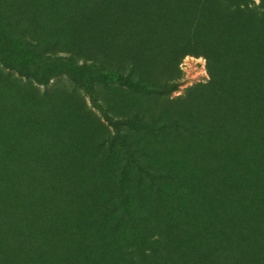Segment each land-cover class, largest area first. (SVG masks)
I'll return each mask as SVG.
<instances>
[{
	"label": "rangeland",
	"instance_id": "rangeland-1",
	"mask_svg": "<svg viewBox=\"0 0 264 264\" xmlns=\"http://www.w3.org/2000/svg\"><path fill=\"white\" fill-rule=\"evenodd\" d=\"M170 2L175 6L172 13L166 0H0V146L5 154H9L12 141L27 145L57 136L70 147L75 168L86 172L93 166L98 170L99 180L81 182L84 193L78 230L87 235L82 243L90 255L96 250L95 245L90 246L97 232L91 224L95 207H102L105 199L115 201L113 195H122L124 186L137 214L138 218L119 220L121 226L113 232L109 225L114 217L107 218L102 236L106 244L101 253L96 252L101 257L95 264H158L156 254L145 255L147 248L140 247V240L147 239L154 225L157 232L165 230L167 235L158 249L173 264H185L198 236L196 227L179 219L173 225L162 215L166 205L173 203V196L182 194L179 184L170 176L155 180L145 169L163 171L172 164L174 173L194 176L195 171L181 157L193 154L197 147L195 139L186 135L196 117L184 98L195 85L210 81L207 59L187 56L180 64L179 90L169 95L115 85L93 65L100 60L122 70L132 62L157 63L162 68L153 69L152 84L161 88L166 59L156 51L172 44L171 31L179 37L174 43L179 46L184 44L180 36L192 33L197 26L192 17L183 20L184 15L190 16L184 9L194 0ZM236 19L243 52H256L260 47L253 49V41L261 40L264 32L259 20L248 14ZM229 22L235 31L236 21ZM143 23L150 27L152 42L145 37L140 42L125 41L132 26L133 37L144 36ZM209 25L204 18L201 27L207 30ZM180 122L188 129L178 127ZM234 171L232 165L228 174ZM110 180L117 191L112 183L110 188L106 185ZM186 192L190 199L201 193L199 207L207 210L206 202L212 199L220 209L227 202L224 192L203 182ZM182 205L168 207L177 215L175 211ZM206 219L216 227L212 244L223 245L228 221L219 214ZM127 229L133 235H127ZM259 248L263 253L264 245Z\"/></svg>",
	"mask_w": 264,
	"mask_h": 264
},
{
	"label": "trees",
	"instance_id": "trees-1",
	"mask_svg": "<svg viewBox=\"0 0 264 264\" xmlns=\"http://www.w3.org/2000/svg\"><path fill=\"white\" fill-rule=\"evenodd\" d=\"M166 1L167 10L172 13L175 6L171 5L172 0ZM184 10L190 16L184 15L183 20L192 17L197 26L192 33L180 36L184 44L179 46L174 45L179 37L171 31L172 44L156 51L166 59L164 66L168 71L162 70L161 88L152 84L153 69L162 68L157 63L132 62L122 70L100 60L93 65L108 74L115 85L147 94L169 95L179 90L180 64L187 56L207 59L210 81L195 85L184 98L196 117L194 127L186 135L195 139L197 147L193 154L181 157L195 171L194 176L174 173L172 164H167L168 170L145 169V173L155 180L170 176L182 190V194L173 196L172 204L166 205L162 214L166 222L184 220L188 227H196L198 236L205 233V237L197 236L193 240L185 264H252L253 261L264 264V252L259 248L264 245V32L261 40L253 41V49L260 47L254 53L243 52L242 38L236 33L239 30L236 17L244 14L256 17L264 29V0H194ZM204 18L210 23L207 30L201 27ZM229 20L236 21L235 31ZM134 29L129 28L125 41L140 42L143 37L153 40L146 23H143L141 38L138 34L133 37ZM177 125L188 129L181 122ZM10 143L8 155L0 146V264H95L101 257L96 252L101 253L106 244L102 236L107 218L114 217L112 226L109 225L111 232L118 231L119 220L138 218L123 186L122 195H113H116L115 201L105 199L103 208L98 205L91 212V224L97 232L90 244L96 250L90 255L82 243L87 235L78 230L84 193L81 182L99 180L98 170L93 166L86 172L75 168L70 147L57 136L37 139L27 145ZM232 165L233 175L228 174ZM199 182L224 192L227 202L223 209L214 199L209 201L210 208L206 202L209 211L199 207L201 193L191 199L187 197L186 191ZM110 183L113 184L112 180L107 182L108 188ZM113 185L117 191V185ZM184 202L186 205H182ZM178 203L182 206L174 215L169 207ZM216 214L228 221L221 246L212 244L216 227L206 219ZM126 232L133 235L128 229ZM166 236L165 230L157 232L154 225L147 239L140 240V247L147 248L143 253L156 254L158 264H173L158 249Z\"/></svg>",
	"mask_w": 264,
	"mask_h": 264
}]
</instances>
